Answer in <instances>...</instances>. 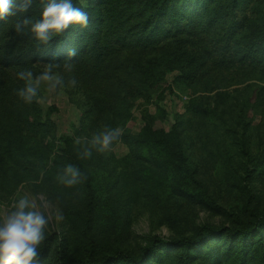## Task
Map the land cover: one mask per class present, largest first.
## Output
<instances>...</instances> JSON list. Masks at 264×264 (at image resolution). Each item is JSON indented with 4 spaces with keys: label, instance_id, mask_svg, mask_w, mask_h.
<instances>
[{
    "label": "rangeland",
    "instance_id": "rangeland-1",
    "mask_svg": "<svg viewBox=\"0 0 264 264\" xmlns=\"http://www.w3.org/2000/svg\"><path fill=\"white\" fill-rule=\"evenodd\" d=\"M177 75L168 73L150 101H136L131 117L116 127L126 141L106 152H98L92 138L107 128H91L85 116L90 104L75 86L38 91L36 103L49 127L39 146L49 154L50 180L23 182L12 194L0 188V217L22 195L46 205L50 223L38 264H69L73 255L116 247L137 255L155 236H193L203 224L236 228L264 215V78L239 73L230 85L193 93L174 81ZM194 108L205 109L207 117ZM86 150L92 156L84 159ZM68 164L82 172L71 187L59 179ZM140 175L150 180L149 196ZM124 177H135L142 188L139 201L129 199ZM232 247L215 236L196 247L187 264H239ZM178 253L163 250L160 263L180 264ZM147 262L158 264L152 257ZM243 264H262L261 249L247 248Z\"/></svg>",
    "mask_w": 264,
    "mask_h": 264
},
{
    "label": "trees",
    "instance_id": "trees-1",
    "mask_svg": "<svg viewBox=\"0 0 264 264\" xmlns=\"http://www.w3.org/2000/svg\"><path fill=\"white\" fill-rule=\"evenodd\" d=\"M73 4L88 13V26L70 25L47 45L30 33L17 34L16 18L0 20V188L4 193L12 194L30 180L47 183L51 176L45 165L49 154L39 146L48 123L35 98L25 104L15 94L24 85L17 78L20 70L35 72L39 65L56 64L63 85L75 79V87L89 102L85 116L91 128L100 123L107 129H116L120 119L131 117L137 100L150 101L173 71L178 72L174 81L193 93L221 82L230 85L239 73L264 78V0H73ZM37 11L34 5L24 15ZM71 49L76 55L69 57ZM66 60L70 68L64 66ZM192 111L207 117L205 109ZM119 140L126 141L125 136L114 142ZM150 173L153 178L157 170ZM139 177L144 195H151L150 180ZM123 182L129 199L139 201L142 188L135 177H124ZM215 236L234 246L239 264L246 249L256 246L264 264V215L236 228L203 224L193 236L173 240L155 236L137 255L119 247L98 255L85 251L73 255L69 264H148L151 257L161 264L163 250L171 248L179 250V263L187 264L192 251ZM211 250L207 245L206 251ZM43 254L44 248L35 264Z\"/></svg>",
    "mask_w": 264,
    "mask_h": 264
},
{
    "label": "clouds",
    "instance_id": "clouds-1",
    "mask_svg": "<svg viewBox=\"0 0 264 264\" xmlns=\"http://www.w3.org/2000/svg\"><path fill=\"white\" fill-rule=\"evenodd\" d=\"M38 5V11L33 15H24ZM16 18L13 25L17 34H31L39 44L47 45L53 37L61 35L70 25L87 27L89 15L80 7H75L73 0H0V20ZM69 57L76 55V50H69ZM65 67H71L70 61L64 62ZM54 63L46 64L39 73L31 70H20L17 78L24 85L15 90L17 97L25 104H31L43 88L48 93H55L63 87V78L56 71ZM76 86L75 79L70 81ZM120 132L110 128L94 135L92 144L98 152H106L119 137ZM92 156L90 150L82 154L87 159ZM82 172L73 164H68L59 177L60 182L71 187L81 181ZM84 178V177H83ZM46 205H37L36 200L28 195H22L13 200L11 209L0 217V264H35L40 256V246L45 239V230L50 223L46 214Z\"/></svg>",
    "mask_w": 264,
    "mask_h": 264
}]
</instances>
